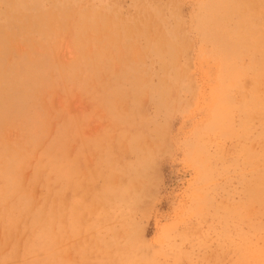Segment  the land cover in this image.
I'll list each match as a JSON object with an SVG mask.
<instances>
[{
	"label": "rangeland",
	"instance_id": "1",
	"mask_svg": "<svg viewBox=\"0 0 264 264\" xmlns=\"http://www.w3.org/2000/svg\"><path fill=\"white\" fill-rule=\"evenodd\" d=\"M0 264H264V0H0Z\"/></svg>",
	"mask_w": 264,
	"mask_h": 264
},
{
	"label": "bare ground",
	"instance_id": "2",
	"mask_svg": "<svg viewBox=\"0 0 264 264\" xmlns=\"http://www.w3.org/2000/svg\"><path fill=\"white\" fill-rule=\"evenodd\" d=\"M228 6V5H227ZM228 17V16H227ZM229 19V18H228ZM221 21H219L218 23H220ZM225 25V24H224ZM218 27V26H217ZM220 27V26H219ZM226 27V26H225ZM221 28V27H220ZM228 29V28H227ZM241 31H242V29H241ZM230 36V35H229ZM223 40V39H222ZM226 39H224V41H225ZM232 42V41H231ZM222 43V42H221ZM224 44H227V40H226V43L224 42ZM233 44H235V43H233ZM223 45V44H222ZM228 45V44H227ZM226 45V46H227ZM223 46H225V45H223ZM229 47V46H228Z\"/></svg>",
	"mask_w": 264,
	"mask_h": 264
}]
</instances>
